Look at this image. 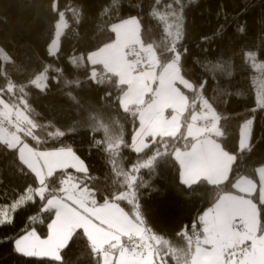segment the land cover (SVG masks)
Returning a JSON list of instances; mask_svg holds the SVG:
<instances>
[{
  "label": "trees",
  "instance_id": "trees-1",
  "mask_svg": "<svg viewBox=\"0 0 264 264\" xmlns=\"http://www.w3.org/2000/svg\"><path fill=\"white\" fill-rule=\"evenodd\" d=\"M53 8L54 0H0V114L14 129L3 130L0 124V131L14 134L13 123L19 121L15 114L25 112L30 121L21 123L22 137L30 146L40 151L73 148L84 160L87 173L61 169L46 178L45 201L61 194L69 174L77 175L92 189L95 205L116 203L141 225L166 264H192L194 240L203 235V215L223 195L239 193L234 185L238 179L258 180V168L264 165V107L259 110L256 103V71L246 55L256 52L264 63V0H57ZM61 13L65 27L59 50L50 55ZM129 19L138 21L143 43L154 47L158 68L174 63L188 81V88L179 85L188 101L184 122L187 111H202L204 102L213 109L211 123L217 122L219 130L210 136L234 155L226 180L181 179L178 158L191 154L204 132L193 117L190 127L177 123L176 133L148 136L146 147L137 151L141 114L136 106L122 105L128 86L100 64L73 63L74 57L86 59L110 47L116 39L114 25ZM173 22L177 27L168 24ZM169 27L177 30L175 35ZM45 71L47 84L40 88L33 81ZM259 75L264 78V67ZM161 112L153 108L148 114ZM252 118L250 144L240 149L241 127ZM57 130L64 135H56ZM39 186L17 150L0 139V207L11 216L10 223L0 224V264H59L15 250V240L31 229L47 235L54 218L55 210L46 211L45 201L32 195ZM27 195L31 201L17 204ZM254 199L264 232V203L258 194ZM75 232V242L62 250L63 264H95L85 233L81 228ZM132 241L138 240L124 242L129 252Z\"/></svg>",
  "mask_w": 264,
  "mask_h": 264
},
{
  "label": "rangeland",
  "instance_id": "rangeland-1",
  "mask_svg": "<svg viewBox=\"0 0 264 264\" xmlns=\"http://www.w3.org/2000/svg\"><path fill=\"white\" fill-rule=\"evenodd\" d=\"M54 6L56 8V3ZM168 24L172 27H177V23L175 22ZM64 27L65 22L61 15L56 23L54 37L48 46L49 53H52V55L56 54L59 50L60 37ZM113 28L116 33V39L110 47L106 48L107 46H105L103 49L93 51L89 53L86 59L83 55H80L74 57L72 60L82 64L86 63V60L91 65L100 64L103 68L118 73L119 80L128 86L122 99V105L125 109L136 106V111L141 114L139 116L140 127L137 133V137L141 135V138L137 139L135 149L142 151L146 147L147 137L150 135L156 137L160 133H176V124L179 122L186 124V127H190L192 123L191 117L203 125L200 127L204 130V135L215 134L219 130L217 122L215 124L211 123L215 117V113L205 102L203 103L204 108L202 111L194 113H188L187 111L186 116L189 120L184 122L183 114L186 112L188 101L180 91L179 85L187 87L188 81L182 77L178 66L174 63L167 65L163 69L158 68L159 62L156 51L154 47L143 43L140 37L138 21L136 19H129L125 23L115 24ZM169 29L172 28L169 27ZM176 32V29H172V35H175ZM140 51H144L147 55L145 62L147 70L145 71L137 70L138 56L133 58V55H138ZM252 53L255 54V60L249 56L247 58L253 64L256 71L255 79L258 85L257 97L263 103L264 78L259 73L264 67V63L257 59L256 52ZM46 80L47 72L45 71L38 75L34 81L37 86L44 88L47 84ZM206 106L212 111L206 108ZM5 107L3 105V109L8 112L7 107ZM153 108L162 110L160 116L158 114L156 116L148 114ZM169 110L172 112L165 115L164 113ZM16 116L19 121L13 123L16 130L15 133L0 134V137L6 144L12 140L17 144L14 149L18 151L19 148H23L24 153L27 154L28 148H25L24 145L27 144L32 150L33 147L22 137L23 128L21 123L26 124L30 119L25 112L15 114ZM207 123L209 124L206 125ZM0 124H2L3 130L8 129L9 132L14 130L12 125L4 120L2 114H0ZM245 124L246 122L243 123L242 127ZM252 125L250 126L251 131ZM250 138L251 135L249 137L247 132L243 135L241 132L239 148H246L245 143H247L248 147ZM215 142L221 150L217 147L216 154H214L213 158H210L205 148V161L198 160L195 162V165H199V167L198 170H192L190 174L191 179L197 178L199 180L205 178L212 183H220L227 179L229 173L227 169L231 167L232 163L230 164V161L226 162L225 154L226 156H232L233 159L234 155L224 151L220 144L217 141ZM194 143L197 146L203 145L206 147V142L203 143L199 138ZM73 151L75 150L73 149ZM35 159L39 161V168L42 164H45V158L36 155ZM184 163H186L185 168L191 171L187 160ZM196 166L193 168L196 169ZM68 169H73L78 172L74 168ZM57 170L61 169L57 168L54 172ZM216 171H220V174L215 173ZM210 172L213 173L211 176ZM257 172L258 180H252L246 177L238 179L234 185L239 193L223 195L203 215V235L194 240L192 264H264V232L260 231L259 206L256 202L257 200L254 199L255 195L258 194L260 203H264V165L260 166ZM216 179L221 180L217 181ZM37 180L39 183L38 178ZM83 180L79 179L77 175L69 174L62 182L60 188L61 194L55 195L67 196V200L62 202L59 198H54V196L49 198L53 204L59 202L58 207L64 211L63 224L66 230L75 232L78 228H81L84 233H90L97 237V239H109L112 244L122 243L124 246L125 240H130L129 232H132L131 238L133 240L139 241L136 235L137 232L149 237L143 231V227L131 221L128 214L118 204L107 202L101 205H95L93 191L87 185L83 184ZM49 208L55 210L54 218L50 223L56 222L57 209L52 206H49ZM7 212H9V209L0 207V220H11V216ZM238 225L242 226V232H239L236 228ZM133 226L135 231H133ZM32 231H35L36 235L42 240L47 239L51 234L49 228L45 236L41 235L36 229H31L17 239ZM117 237L119 239H116ZM147 242L155 249L151 244L150 237ZM235 243H239L246 248V254L243 260H235L234 258L228 257L229 250ZM115 256H119V250L116 251ZM144 258L147 259L146 253ZM153 264H159L156 256L153 257Z\"/></svg>",
  "mask_w": 264,
  "mask_h": 264
},
{
  "label": "snow or ice",
  "instance_id": "snow-or-ice-1",
  "mask_svg": "<svg viewBox=\"0 0 264 264\" xmlns=\"http://www.w3.org/2000/svg\"><path fill=\"white\" fill-rule=\"evenodd\" d=\"M57 0H54V4ZM159 3V0H156ZM194 2V0H192ZM54 11L56 8L54 6ZM61 15H63L61 13ZM241 33H243V27L240 28ZM50 55L52 53H49ZM247 56L253 58L255 60V54L252 52H248ZM73 63L75 61L73 60ZM43 75V74H42ZM39 79V78H38ZM35 83V81H33ZM256 103L260 105V109L264 107V103L260 100H256ZM253 124V120L249 119L246 121V124L242 127L241 132L242 135L247 132L248 136L251 135V125ZM56 135L63 136L64 132L57 130ZM99 143V142H97ZM16 143L12 140L7 142V146L9 148H15ZM25 148H28V153H24V149L20 148V160L23 164L27 165L29 169H31L36 177L39 179V187L32 189V195L38 196L41 200L45 201V193L48 192V186L44 177L42 170L39 168V161H36L35 156L36 153L29 148L27 144L24 145ZM245 147H247V143H245ZM249 150H251L249 148ZM39 155L45 158V167L48 169L47 176L51 177L55 169H68L74 168L78 172L87 173L88 168L85 165L83 159L73 151L72 148H59L53 150L51 152H41ZM51 158V159H49ZM35 164V166H34ZM183 183V181H181ZM32 195L21 196L17 201V204L23 203L25 200H32ZM118 199H122V197H118ZM59 202L53 204L52 200L45 201V204L42 205L44 209L47 211L49 206H52L57 209V220L56 222H51L48 225L51 234L47 239H40L35 231L29 232L27 235L22 236L20 239H17L15 242V250L23 253L29 257H52L54 261L59 262V264H63V253L62 250L70 247V241L75 242L77 232H69L66 230L63 224V217L65 216L64 211L58 207ZM13 209H16L17 205H12ZM21 210V209H20ZM122 211V210H121ZM9 220L3 219L0 220V224H8ZM133 231L135 228L133 226ZM129 238L131 239L132 232L128 233ZM136 235L139 238V241H132V250L131 254H129L128 249L122 244H112L109 239H97L94 235L85 232V238L90 242V252L95 256V264H153V257L159 256V264H166L165 256L159 255L155 249H153L150 244L147 242L149 237L142 235L140 232H137ZM155 238V237H154ZM116 239H119L118 237ZM137 249H142V251L138 252ZM119 250V256H115L116 251ZM145 253L147 255V259H145Z\"/></svg>",
  "mask_w": 264,
  "mask_h": 264
},
{
  "label": "crops",
  "instance_id": "crops-1",
  "mask_svg": "<svg viewBox=\"0 0 264 264\" xmlns=\"http://www.w3.org/2000/svg\"><path fill=\"white\" fill-rule=\"evenodd\" d=\"M147 128V127H146ZM0 134H9V133H7V132H2V131H0ZM204 135V132H202V134L201 135H199L198 137H201V141H203V143H205L206 142V147H204L203 145H200V146H197V145H195L191 150H190V152H191V154L189 153L188 154V156L187 157H185V158H183V154L181 153L180 154V158H178V160H179V162H180V165H181V179L184 181V182H186V183H192V182H195V181H197V178L196 179H191V177H190V174H191V172L192 171H189V170H187L186 168H185V164L186 163H184V162H186V160H187V162L188 163H190V161H191V157H192V159H193V165L192 166H190V168L192 167V170H198V167H199V165L198 166H196L195 165V162H197L198 160H202V162L203 161H205L204 160V158H205V148L207 149V151H208V155H209V157L210 158H213L214 157V154H216V152L215 151H217L216 149H217V147L219 148V146L216 144V140L215 139H213L212 138V136H210L209 135V137H205V136H203ZM139 138H141V135L138 137V139ZM0 139H1V137H0ZM137 142V140L135 141V143ZM32 147V146H31ZM20 149V148H19ZM19 149H18V155L20 156V153H19ZM220 150H221V148H219ZM212 150H214V151H212ZM33 151H34V153H36V155H38V156H40L39 155V153H41V152H45V153H47V152H50L49 150H46V151H40V150H37V149H34L33 148ZM185 160V161H184ZM225 160H226V162L227 161H230V164L231 163H233V158H232V156H226V154H225ZM214 162V161H213ZM194 166H196V169H194L193 167ZM40 170H42V172H43V174H44V177H45V179L48 177L47 176V171H48V169L45 167V164H42V166H40ZM229 169H230V167H229ZM229 169H227V170H229ZM215 173H218V174H220V171H216ZM213 173L212 172H210V176L212 175ZM190 180V181H189ZM217 181L218 180H221V179H216ZM54 198H57V196H55ZM59 200L60 201H62V202H64V200L65 199H63V198H59ZM203 220V219H202Z\"/></svg>",
  "mask_w": 264,
  "mask_h": 264
},
{
  "label": "built area",
  "instance_id": "built-area-1",
  "mask_svg": "<svg viewBox=\"0 0 264 264\" xmlns=\"http://www.w3.org/2000/svg\"><path fill=\"white\" fill-rule=\"evenodd\" d=\"M145 62H146V60H145L144 54L143 53L139 54L138 62H137V70L138 71L147 70V66H146ZM237 228L241 231L242 226L238 225ZM244 254H245V250L242 247H240L239 245H236V246H233L230 248L228 257L240 260L244 256Z\"/></svg>",
  "mask_w": 264,
  "mask_h": 264
},
{
  "label": "clouds",
  "instance_id": "clouds-1",
  "mask_svg": "<svg viewBox=\"0 0 264 264\" xmlns=\"http://www.w3.org/2000/svg\"><path fill=\"white\" fill-rule=\"evenodd\" d=\"M139 137V136H138ZM138 137L136 138V140L138 139ZM147 142V141H146ZM136 144V143H135ZM135 144H134V146H135ZM147 144V143H146ZM237 228V227H236ZM238 229V228H237ZM238 231L239 232H242L243 231V228L241 229V231L238 229ZM236 245H239L240 247H242L244 250H245V254H246V248H245V246H241L239 243H235L233 246H236ZM232 246V247H233ZM245 254H244V256H245ZM244 256L240 259V260H243L244 259ZM231 258V257H230ZM237 260V259H236Z\"/></svg>",
  "mask_w": 264,
  "mask_h": 264
}]
</instances>
